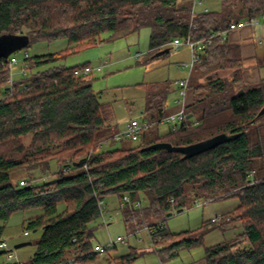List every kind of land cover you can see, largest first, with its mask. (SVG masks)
Masks as SVG:
<instances>
[{"label": "trees", "instance_id": "16d2710c", "mask_svg": "<svg viewBox=\"0 0 264 264\" xmlns=\"http://www.w3.org/2000/svg\"><path fill=\"white\" fill-rule=\"evenodd\" d=\"M219 4L217 11H200L191 18V1L0 0V37L25 36L26 46L67 40L58 52L26 54L19 71L29 75L13 79L7 94L4 84L14 56L0 57V241L12 214L41 211L23 222L27 235L40 231L32 242L34 253L24 264H58L72 256L74 264L93 260L89 225L104 213L98 201L112 195L121 201L129 198L119 207L128 225L164 220L190 201L237 200L217 223L221 227L238 223L241 233L203 248L204 264H264V115L257 117L264 103V78L256 84L244 82L240 43L222 35L233 22L264 15V0ZM190 21L194 29H189ZM143 28L149 31L148 56L169 52L167 43L187 35L209 43L191 71L201 79L191 74L188 80L186 116L191 117L176 131L165 125L163 134L162 125L156 124L134 147L102 150L118 131L113 108L98 101L93 74H72L89 63L73 67L61 63ZM262 41L258 65L264 66V36ZM171 87L168 81L147 87L143 111L147 120L167 115ZM192 118L198 123L194 127L189 125ZM222 133L237 137L187 159L162 149L141 151L157 142L185 146ZM52 161L59 165L54 180L37 184L29 178L23 186L22 179L13 182L18 172L28 176L49 172ZM211 219L209 227L179 233H170L161 223L151 225L149 237L160 261L200 246L203 236L216 228ZM241 240L248 246L240 247ZM134 255L116 264H127Z\"/></svg>", "mask_w": 264, "mask_h": 264}, {"label": "rangeland", "instance_id": "374dc122", "mask_svg": "<svg viewBox=\"0 0 264 264\" xmlns=\"http://www.w3.org/2000/svg\"><path fill=\"white\" fill-rule=\"evenodd\" d=\"M190 1L192 2L193 8V0H178V2H185L188 4ZM219 5V0H204L202 6L195 7V11L200 12L202 11L200 9L205 7H207L208 11H217ZM260 16L264 17V15H259L258 17ZM190 17L192 18L191 14ZM189 23H191V21ZM148 36V29L143 28L125 38L117 39L111 43H103L101 46L98 45L83 50L78 54L68 56L61 63L66 67H73L84 63L96 65L98 63H103V60L109 62V65L105 67L101 73L93 75L92 89L99 102L109 103L112 106L118 131L124 129L125 125L131 119H137L139 121L146 119V115L143 112L146 108L145 93L147 87L151 84L165 81L170 83L172 91L168 97L169 104L166 109L168 110L171 108L175 112L173 109V99L177 97L175 81L186 77L188 73L187 69L184 70L178 67L180 64L188 63L190 60L189 48L186 45H181L176 51L170 50L166 54L152 57L147 55L149 50ZM262 40L263 37L261 38V42H259L261 44L257 43L256 40L253 42L252 38H248L247 41H244L253 44L257 55L256 58L244 60V71L247 73L244 78L245 80H254L255 84L264 78V66L258 65L263 56ZM66 46V39H59L52 42L38 41L14 51L11 55L17 59L18 63L12 69V79H17L19 77L24 78L29 75L28 72L24 75V73L19 71L25 54L29 57L41 56L58 52L63 50ZM165 46L169 48L168 43ZM137 54L139 57H134ZM227 73V71L223 73L219 72V75ZM191 74L197 77V79H201L198 72L193 70L190 75ZM6 81L4 85H6ZM166 109L165 111H167ZM193 119L194 118L190 119V121H193ZM160 129V133H165L163 131L165 126L162 125ZM111 141L103 144L101 149L113 150L134 147L137 144L136 142L129 141L114 142L112 144L110 143ZM58 170L59 165L55 161H52L50 163L49 172L39 174L37 171L32 173L31 176L26 175L23 171L18 172L14 175L13 182L19 179L27 181L30 178L33 183L43 184L54 180ZM258 174H262L261 170H258ZM103 201L105 206L103 213V217L106 220L105 224H103L102 218L99 217L89 225V229L92 233L90 239L92 247L95 245L105 246L118 237L123 238L124 241L123 243H117L111 246L110 249L104 253L96 254L95 258L91 261L79 262L76 264H116L114 259L120 262V260H126L132 257L128 255L134 254H136V257L127 264H198V262H203V248L235 238L242 231L238 223L227 224L224 227L216 223V228L208 231L203 236L200 246L192 250H184L174 259L160 262L155 253L156 247L152 245L147 232L148 227L153 224L158 225V223H161L170 233L190 231L202 225L209 227L211 226L209 223L211 218L220 216L231 210L237 205V200L223 199L205 202L198 200L197 203L190 201L188 207L181 212H173L172 215L166 217L164 220L152 218L143 220L139 225H128L124 223L121 209L119 208L121 200L117 196H107ZM146 204L147 202L142 199V206L145 207ZM58 208L62 210V204L59 205ZM40 212L41 211L37 209L16 212L12 214L4 224L3 240L7 242L9 249L14 252L16 258L20 262H27L30 259L35 250L32 242L40 235L39 230L36 232L29 231L27 236L24 235L25 227L23 222ZM26 241H30L31 244L19 249L13 248L15 244ZM239 242L240 247L248 246L245 240ZM126 255L127 257L123 258V256ZM0 262L7 263L4 255L0 257Z\"/></svg>", "mask_w": 264, "mask_h": 264}, {"label": "built area", "instance_id": "2783aa9c", "mask_svg": "<svg viewBox=\"0 0 264 264\" xmlns=\"http://www.w3.org/2000/svg\"><path fill=\"white\" fill-rule=\"evenodd\" d=\"M202 6V1L201 0H193V8L191 9V16L193 17L197 12L195 11V7H199ZM202 10V12H208V9L202 8L200 9ZM195 25L191 22L189 25V29H194ZM243 28H249L252 32H255L256 30H262L264 32V17L263 16H256V17H251V18H247V19H242L240 21H238L237 23L233 22L229 25L228 30L223 31L222 35L224 37H227L228 33L237 29H243ZM258 42H261V38H258ZM186 45L189 48V52H190V60L188 63H182L180 64L178 67L184 70H188V73L186 75V77L179 79L178 81H175V87L177 88V99L175 100V102L179 105V108L176 112L172 113V114H167L165 116H163L162 118H160L157 121H150V120H137V119H131L126 125L125 128L117 131L113 134L111 140L113 142H123V141H130V142H137L140 138V136L149 131L150 129H152L156 124L159 125H168L171 127L172 131H176L177 127L179 124L181 123H185L188 119L186 116V96L188 93V80H189V76L190 73L193 69V67L200 61L201 59V55L204 52V50L207 48L208 46V42H203V41H193L190 39V36L187 35L186 38H174L172 39L168 45H169V51L173 50L176 51L181 45ZM27 55L25 54L24 57H26ZM134 57H139L138 54L135 55ZM17 59L15 57H11L9 60V64H10V76L6 81V91L5 93H10L11 92V86H12V69L13 67L17 64ZM108 64L106 62L103 63H98L96 65H90V64H86L83 65L82 67H78L75 68L72 71V74L75 76H79V75H88V74H98L101 73L102 70L107 67ZM20 72L24 73L23 70H21ZM198 123L197 121H192L191 125L192 127L196 126ZM108 142H105L104 144H106ZM253 172L250 173V176H252ZM26 182L24 180H20L19 181V185L23 186L25 185ZM129 201V198L127 196H124L122 201L119 204V207H122L125 203H127ZM99 207L100 209H105L104 206V201L103 200H99L98 201ZM100 217L102 218L103 224H105V219L103 217V213L100 214ZM212 222H219L220 218L218 216L213 217L211 219ZM147 232L149 234V236L153 233V230L148 227L147 228ZM24 235H27L26 232H24ZM72 241L74 242L75 239H72ZM124 239L121 237H118L117 239L109 242L107 245L105 246H101V245H95L92 248V252L93 253H104L107 250L110 249L111 246L117 244V243H123ZM0 252H3L4 256H5V260L7 263L10 264H24V262H20L14 252L9 249L7 242L5 240H1L0 241ZM76 261V257L72 256L70 258H67L65 261L59 262L58 264H74Z\"/></svg>", "mask_w": 264, "mask_h": 264}, {"label": "water", "instance_id": "95a60500", "mask_svg": "<svg viewBox=\"0 0 264 264\" xmlns=\"http://www.w3.org/2000/svg\"><path fill=\"white\" fill-rule=\"evenodd\" d=\"M28 41L25 36H2L0 37V57H8L11 55L14 51L24 48L27 45ZM167 52V49L161 50L157 53H155L152 57H157L160 55H163ZM216 75V74H214ZM212 76L208 77V79H211ZM264 115V103L262 107L260 108L259 112L257 113V117H260ZM191 115L187 116V119H189ZM235 137H237V134L234 135H228V134H217L215 136L185 145V146H173L170 143L166 142H157L154 144H151L149 146H145L141 149V151H146L149 149H162L166 150L168 152H176L183 155L184 158H191L193 156L199 155L201 153H204L212 148H214L217 145H220L222 143L228 142L230 140H233ZM181 212L180 210L177 211ZM171 214H168L167 217H169ZM30 241L26 242H20L14 245V249H19L21 247H24L26 245H30Z\"/></svg>", "mask_w": 264, "mask_h": 264}, {"label": "crops", "instance_id": "0c3cea01", "mask_svg": "<svg viewBox=\"0 0 264 264\" xmlns=\"http://www.w3.org/2000/svg\"><path fill=\"white\" fill-rule=\"evenodd\" d=\"M207 1H210V0H207ZM263 36H264V32L262 30H256L255 32H252L249 28H243V29H237V30H234V31L229 32L228 35H227V39L230 42H238V43H240V46H241V55L244 58V60H248V58L249 59L256 58L257 55L255 53V49H254L253 44L252 43H247V42H244V41H247L248 38H252L253 39V42H254V40H256L257 43H259L258 42V38H262ZM259 44H261V43H259ZM99 46H101V45H99ZM103 62H106L109 65V62H107L106 60H103ZM246 74L247 73L245 71H243L242 75H243V79L246 82V84H255L254 83L255 82L254 80H251V79L250 80H245L244 77L246 76ZM176 99H177V97H174V99H173V103H174L173 109L175 110V112L179 108V105L175 102ZM165 112L167 114L174 113V111L171 108H169ZM163 126H165V125H163ZM114 260H115V262H117L116 259H114ZM159 261H160V259H159ZM202 261H203V259H202ZM198 264H204V261L203 262H198Z\"/></svg>", "mask_w": 264, "mask_h": 264}]
</instances>
